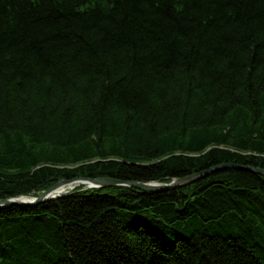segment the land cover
<instances>
[{
	"label": "trees",
	"instance_id": "obj_1",
	"mask_svg": "<svg viewBox=\"0 0 264 264\" xmlns=\"http://www.w3.org/2000/svg\"><path fill=\"white\" fill-rule=\"evenodd\" d=\"M222 162L264 169V0H0V199ZM0 264H264V174L2 205Z\"/></svg>",
	"mask_w": 264,
	"mask_h": 264
},
{
	"label": "water",
	"instance_id": "obj_2",
	"mask_svg": "<svg viewBox=\"0 0 264 264\" xmlns=\"http://www.w3.org/2000/svg\"><path fill=\"white\" fill-rule=\"evenodd\" d=\"M224 168H238V169H244V170H249L253 172H259L264 174V169H261L259 167H253L251 165H242L234 162H222L219 164H216L212 167H209L205 170H202L200 172H196L194 174L185 176V177H180L176 179H172L168 183H162V182H157V181H130V180H121V179H116V178H109V177H75L71 179H61L52 184L50 187L47 189H44L40 191L37 195L32 196L29 198V200H22L19 199V197H24V195H19L16 197H10L6 199H0V206L2 205H20V206H25V205H37L43 201L49 200V199H54L56 197H59L61 195H64L68 193L71 189L65 190V191H57L56 190L63 184L67 183H73V182H83L87 181L90 182V184L87 185V187H108L112 185H126V186H132L140 190H145V191H160V190H166L173 188L178 185H183L192 181H195L196 179L203 177L207 173L219 169H224ZM27 197V196H26Z\"/></svg>",
	"mask_w": 264,
	"mask_h": 264
},
{
	"label": "bare ground",
	"instance_id": "obj_3",
	"mask_svg": "<svg viewBox=\"0 0 264 264\" xmlns=\"http://www.w3.org/2000/svg\"><path fill=\"white\" fill-rule=\"evenodd\" d=\"M80 184H86V185H88V184H90V182H87V181H83V182H80V181H78V182H73V183H67V184H63V185H61L57 190H56V192L57 191H65V190H67V189H73L74 187H76V186H78V185H80ZM27 195H24V197H19V199H22V200H29V198L30 197H32V196H27Z\"/></svg>",
	"mask_w": 264,
	"mask_h": 264
},
{
	"label": "rangeland",
	"instance_id": "obj_4",
	"mask_svg": "<svg viewBox=\"0 0 264 264\" xmlns=\"http://www.w3.org/2000/svg\"><path fill=\"white\" fill-rule=\"evenodd\" d=\"M82 185H84L86 188H88L86 184H82ZM67 190H68V189H67Z\"/></svg>",
	"mask_w": 264,
	"mask_h": 264
}]
</instances>
